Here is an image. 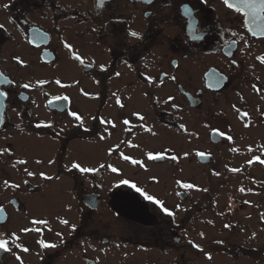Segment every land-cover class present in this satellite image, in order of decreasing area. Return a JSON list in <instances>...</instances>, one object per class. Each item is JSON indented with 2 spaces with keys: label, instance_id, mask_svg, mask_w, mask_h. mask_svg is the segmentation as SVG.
Wrapping results in <instances>:
<instances>
[{
  "label": "flooded vegetation",
  "instance_id": "flooded-vegetation-1",
  "mask_svg": "<svg viewBox=\"0 0 264 264\" xmlns=\"http://www.w3.org/2000/svg\"><path fill=\"white\" fill-rule=\"evenodd\" d=\"M245 19L222 0H0V238L21 245L0 264H264V37ZM232 155L233 192L211 197L233 242L214 257L183 184L191 160Z\"/></svg>",
  "mask_w": 264,
  "mask_h": 264
},
{
  "label": "rangeland",
  "instance_id": "rangeland-1",
  "mask_svg": "<svg viewBox=\"0 0 264 264\" xmlns=\"http://www.w3.org/2000/svg\"><path fill=\"white\" fill-rule=\"evenodd\" d=\"M188 124L191 130L189 141L191 150L203 148L201 144L195 143L202 138L206 130L205 126L201 125L197 117L196 119L191 117ZM196 137L200 138L197 139ZM211 167L212 170H208L206 167L201 169L191 160L189 163L188 184H192L193 187L184 189L192 200L196 202L191 211L189 236L196 243L205 244L209 248V252L213 253L215 257L218 255L224 256L225 254L222 253L223 246L233 242V231L224 227L222 222L216 223L217 219L215 216H218L219 213L213 210L217 208L218 202L217 204L213 203L212 201L215 199L211 197L214 193L218 192L221 194L220 199L224 201L226 195L229 192H233V171H231L233 169V155L229 161H224ZM216 173H219V175H216ZM223 207L224 205H221V209ZM196 250L197 248L190 250V252H195ZM236 260V262H228L229 258H227L229 264H252V262H245L241 259ZM225 262L222 260V264Z\"/></svg>",
  "mask_w": 264,
  "mask_h": 264
},
{
  "label": "snow or ice",
  "instance_id": "snow-or-ice-1",
  "mask_svg": "<svg viewBox=\"0 0 264 264\" xmlns=\"http://www.w3.org/2000/svg\"><path fill=\"white\" fill-rule=\"evenodd\" d=\"M98 2L102 4L103 0H98ZM146 2L150 4L151 0H146ZM222 2H223L224 5L227 6L228 9H233L234 8L237 13H241V12L244 13V17L246 18L244 23L250 26L249 27V31L252 33L253 36L259 35V36L264 37V0H222ZM3 7L4 8H8L9 5L5 4V5H3ZM0 27H3V25H0ZM129 35L132 38H135L136 40H142L143 39L142 33L137 32V31H130ZM192 39H199V37L194 35V36H192ZM66 47L71 48V45H66ZM76 58L80 59V57H76ZM257 59H259L262 63H264V56L257 57ZM81 62H83V61H81ZM233 63H235V61H233ZM100 67H101V69H103L104 65H100ZM117 75H119V73H117ZM39 83L43 84L44 81H39ZM56 83L59 84L60 81L57 80ZM23 87L25 89H27V88H29V84L25 83V84H23ZM3 95H6V93L0 92V96H3ZM56 99H66V97H64V98L57 97ZM169 99H171V98H169ZM116 102L118 104L120 103L119 97H117ZM70 115L75 117L76 120L81 121V123H83L82 118L79 115H77V113L72 112V113H70ZM244 115H247V113H245ZM140 119H144V118L140 117ZM123 123L127 124L128 121L125 120V121H123ZM40 126L41 125H39V124L37 125V127H40ZM180 127L183 128L184 125L182 124ZM146 130L150 131V129H146ZM101 139H104V137L101 136ZM228 139L230 140L231 137L229 136ZM233 151H235V149H233ZM185 155H187V154H185ZM198 155L203 157L204 153H198ZM147 156H148V159H150V160L162 159L163 158L160 155L153 156L152 153H148ZM171 158L173 160L176 159L175 156H173ZM124 159L128 160L129 157L125 156ZM253 159L259 160V162L261 164H264V159H261L259 156L253 157ZM49 163H51V161H49ZM132 163L133 164H140L141 162L137 161V160H132ZM248 163H252V161L250 160V161H248ZM100 167L103 168L104 165L101 164ZM72 168L78 169L81 173H90V172L97 171V169L92 168V167H82L79 163L72 164ZM109 168L111 169V171L113 173L118 171L117 168L112 167L111 165H109ZM231 171L237 172V171H239V169L233 168V169H231ZM32 174L33 173H31V172L28 173V175H32ZM216 175H219V173H216ZM49 179H51V178L49 177ZM120 184L130 186L131 188L135 189V191L137 193H139L144 199H146L148 201H151V202H153L156 205H159L161 210L165 214H167L169 216L173 215V212H171L167 207H165L161 200L157 199L153 195H150L144 189H142L140 187H137V185L135 183H131L129 180L122 179V180H120ZM183 187L185 189H190V188L193 187V185L185 183V184H183ZM240 190L244 191V189H240ZM41 223H43V221H41ZM62 223L68 224L69 222L67 220H63ZM73 227H75V226L73 225ZM22 231L28 232L29 229L28 228H24V229H22ZM12 235H13V239L11 240V242L8 239L0 238V249H3L5 252H11L12 248L10 247V243L14 244L16 248H20L21 247L20 244L16 243V241L19 240V237L16 236L14 233ZM39 243L44 248H50V247L54 248V247H56L55 244H48V243H45L43 240L39 241ZM23 251L27 252L28 249L27 248H23ZM16 258H17V260H20L19 256H17ZM21 264H22V262H21Z\"/></svg>",
  "mask_w": 264,
  "mask_h": 264
},
{
  "label": "water",
  "instance_id": "water-1",
  "mask_svg": "<svg viewBox=\"0 0 264 264\" xmlns=\"http://www.w3.org/2000/svg\"><path fill=\"white\" fill-rule=\"evenodd\" d=\"M189 98H190V100H192L191 102H194V100L191 99L190 96H189ZM207 157H208V155H206V154H204L203 157H201V156L198 155V158H199V160H200L201 162H205V161H206L205 159H206Z\"/></svg>",
  "mask_w": 264,
  "mask_h": 264
}]
</instances>
